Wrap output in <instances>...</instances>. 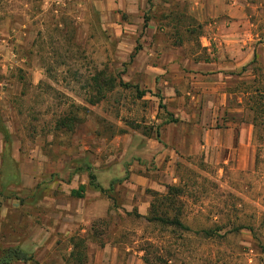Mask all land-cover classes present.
Wrapping results in <instances>:
<instances>
[{
	"label": "rangeland",
	"instance_id": "374dc122",
	"mask_svg": "<svg viewBox=\"0 0 264 264\" xmlns=\"http://www.w3.org/2000/svg\"><path fill=\"white\" fill-rule=\"evenodd\" d=\"M218 1L0 0V90L11 91L14 82L21 86L20 96L7 91L5 97L0 256L18 248L26 258L9 264H67L70 238L82 237L79 228L65 231L62 203L72 200L75 215L96 202L90 218L74 222L86 229L89 242L116 246L119 264L128 256L141 264H264V125L251 141V170L237 168L235 143L222 144L226 123L236 130L241 120H252L242 98L254 89L252 66L240 79L236 72L223 77L219 91L232 94L226 109H213L212 97H200L194 84L192 61L210 57L199 37L213 24ZM148 78L164 88L168 79L175 95L147 90ZM214 82L202 86L211 90ZM134 87L151 92L138 98ZM172 96L181 97L173 104L180 108L177 117L166 110ZM172 119L178 120L173 140H181L170 165L175 182L139 189L126 202L129 173L158 180L156 170L166 161L133 155L134 145L127 148L123 139L158 138L159 128ZM59 122L66 126L58 128ZM89 173L106 191L78 201L70 187ZM171 186L182 191L175 206L191 231L135 215L142 201V216L173 215L162 204ZM76 251V261L91 264L88 245Z\"/></svg>",
	"mask_w": 264,
	"mask_h": 264
},
{
	"label": "crops",
	"instance_id": "0c3cea01",
	"mask_svg": "<svg viewBox=\"0 0 264 264\" xmlns=\"http://www.w3.org/2000/svg\"><path fill=\"white\" fill-rule=\"evenodd\" d=\"M216 5L219 8H215V14H212L211 16L214 18L213 26L210 25L211 27H204L205 33L199 37L201 42L200 46L206 48L210 57L205 58L204 60L192 61V68L196 71L193 76H195L196 81L194 84L199 87V96H211L214 100L213 109H215V107L217 108V106L226 109L232 94L225 92V90L224 92L219 91L222 88V84H224L222 82L223 77L228 79L229 77L235 76L234 72H236L237 77L240 79L246 74L247 66L251 65L253 59L256 60L254 66L258 65L264 69V0H255V3L252 5L248 4L246 0H219ZM212 47L213 52L211 53L210 48ZM243 68L245 70H242ZM162 70L163 69L160 68V71ZM213 79L215 82L210 86L211 88L209 87L211 90L206 91L205 85L202 86L204 80L213 81ZM162 82L167 88H164L163 84H156L155 78L153 80L148 78L147 90L153 92L156 87L158 92L161 88L162 90L170 92L171 95H175L174 88L172 87V84L169 83V80L163 79ZM20 85L21 84H19V86ZM14 86L11 91L0 90V165L2 158V140L4 139L5 134H7V122L5 121L6 118L4 116L6 113L5 109L7 108L5 97L7 91L8 94L11 93V96L14 97L21 95V86L17 88ZM172 97L168 99L171 106H167L166 110L167 113H175L174 116L177 117L178 115L175 111H180V108L179 106L174 108L173 104L179 103L181 97H177V100H175V97ZM203 106H206V103H204ZM244 109L247 110L245 107ZM157 121L159 120L156 119V122ZM226 125L227 126L222 130L223 146L229 148L235 143L234 148L238 151L237 168L243 171L253 169L255 166V153L252 149L253 146L251 145L253 138V125L251 120H241L237 123L236 130L233 126L231 127L230 123H226ZM175 127H177V124L166 122L159 128L158 136H156L158 138H145L141 136L144 138L143 141L142 138L138 139L137 135H126L125 139H123V141L126 142L127 148L130 149L132 145H134L132 150L133 155L143 159H153L160 163L166 161L165 168L156 170V173L159 176L158 180H154L150 175L146 176L134 172L129 173V183L127 184L129 186L125 192L126 202H130L135 192L139 189L141 192H144L146 188L154 190L156 186L159 187L160 184H163L160 182L169 183L170 180L175 182L176 179L171 173L172 168L170 165L179 153V150L174 144H179L181 146V140L176 143L175 139L173 140L174 137H172V132ZM138 140L141 141L140 145ZM104 175L108 176V173L105 171ZM75 178L76 176L73 177V180ZM87 178L88 175L86 179L85 176L82 175L79 184L70 187L69 195L71 190L77 189L80 185H85V191L81 198H76L78 201L87 199L90 194H99L100 191L91 187L89 185V178L88 180ZM109 178H112V175ZM100 186L106 190L104 184H100ZM52 204L56 206V208L59 206L54 201H52ZM62 204L65 210L61 214H63L67 220L65 231L71 233L70 231L76 227L79 228V234H82L81 236L84 237L86 229L81 227V223L75 224L74 221L90 218L89 213L95 211L94 208L96 202L93 200L85 203L84 209H81L83 215H75L74 200H72V202H63ZM137 207L140 214H145L143 213L145 209L147 211V207L145 208V203L143 201L137 204ZM55 215V212L51 214L52 217ZM85 239L88 249L91 251V264H119L118 249L116 246L109 244L102 247L93 242H89V239L87 238ZM122 264H141V261L140 259H135L134 256H128Z\"/></svg>",
	"mask_w": 264,
	"mask_h": 264
},
{
	"label": "trees",
	"instance_id": "16d2710c",
	"mask_svg": "<svg viewBox=\"0 0 264 264\" xmlns=\"http://www.w3.org/2000/svg\"><path fill=\"white\" fill-rule=\"evenodd\" d=\"M254 64H256L255 59H253L251 65H249L252 66V75H253L252 84L254 86V89L251 91V96L247 98L246 96L249 94V92L247 91L242 92L243 94L242 98L247 101V105H246L247 107L245 106V108L252 113L251 123L253 125V137L256 135V132L258 133L257 130L259 125L260 126L264 125V87L260 86L262 85V82H264V80L259 79L260 77L259 73L261 72L264 74V69L262 67H259L258 65L254 66ZM242 70L245 69L243 68ZM262 77L264 79V75ZM119 86L127 87L128 85L126 83H123L122 81H119ZM111 88L112 85L110 84L109 89ZM134 89L136 90V95L138 98H142L146 93H150V91L147 90L140 91L138 87H134ZM248 102L253 104L249 106L250 103ZM169 122L176 123L178 122V120L172 119ZM65 126L66 124H64L63 122L58 123V128H63ZM156 136H158V133H156ZM6 157L7 155L3 154V161L6 160ZM88 178H89V185L91 187H93L96 190H99L100 192L105 193L106 190H104L99 184L96 183L95 177L92 173L88 174ZM84 191H85V185H80L77 189L71 190L70 195L75 198H81L83 196ZM181 192L182 191L179 187L171 186L168 188V192L162 196V204L166 203L168 204L169 207L173 208L174 211L173 215H168L166 212L163 214H152L149 216L148 215L142 216L136 212L135 213L136 217H142L148 222H157L160 223L161 225H168V226L180 228L185 231H191V229L180 220L179 217L180 210L177 209V207L175 206L176 203L178 202V197ZM249 231L253 232L252 229H249ZM202 233L206 237L211 236V232L208 230H203ZM70 242L72 246V251L70 253L69 261H67V264H70L73 259H75V263L83 264V263H79L80 258H78L76 261L77 258L76 254H78L76 250L81 249L83 251H86L87 249L86 239L76 235L70 238ZM24 258H26V255L22 250L18 248H8L3 250L2 255L0 256V264H9L12 261L22 260Z\"/></svg>",
	"mask_w": 264,
	"mask_h": 264
}]
</instances>
